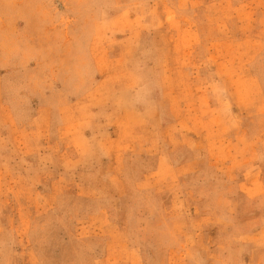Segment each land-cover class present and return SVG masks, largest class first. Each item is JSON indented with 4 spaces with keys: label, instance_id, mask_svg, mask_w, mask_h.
<instances>
[{
    "label": "rangeland",
    "instance_id": "obj_1",
    "mask_svg": "<svg viewBox=\"0 0 264 264\" xmlns=\"http://www.w3.org/2000/svg\"><path fill=\"white\" fill-rule=\"evenodd\" d=\"M0 264H264V0H0Z\"/></svg>",
    "mask_w": 264,
    "mask_h": 264
}]
</instances>
